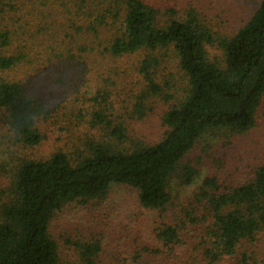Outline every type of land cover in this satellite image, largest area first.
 <instances>
[{"label": "trees", "instance_id": "obj_1", "mask_svg": "<svg viewBox=\"0 0 264 264\" xmlns=\"http://www.w3.org/2000/svg\"><path fill=\"white\" fill-rule=\"evenodd\" d=\"M214 44L221 60L209 58ZM138 53L137 118L150 99H174L161 71L167 58L174 57L187 78L182 97L163 114L160 141L129 135L107 104L89 112L99 137L87 142L83 157L64 150L44 159L26 154L42 141L37 121L50 107L70 110L46 94L64 73L80 76L88 62L100 67ZM108 95L102 89L91 100L105 102ZM263 98L264 0L223 38L201 0H0V174L9 180L0 189V264H59L50 233L57 214L75 202H102L121 185L155 212L154 239L119 242L122 249L111 252L92 234L76 244L80 264H99L100 257L106 264H264V164L232 187L208 178L184 204L173 203L170 192L175 173L182 185L197 176L184 160L198 143L256 126ZM120 235L115 241L132 236Z\"/></svg>", "mask_w": 264, "mask_h": 264}, {"label": "rangeland", "instance_id": "obj_2", "mask_svg": "<svg viewBox=\"0 0 264 264\" xmlns=\"http://www.w3.org/2000/svg\"><path fill=\"white\" fill-rule=\"evenodd\" d=\"M201 1L213 30L219 38H223L235 34L251 17L261 0ZM207 50L211 60L223 58V52L217 45L208 46ZM84 56L93 59L91 55ZM142 56L143 53H138L108 59L100 67L93 60L94 64L88 62L89 65L80 76L64 73V81L55 84L52 92L47 91L46 94L54 103H66L70 110L53 104L49 116L37 121L43 135L42 141L26 150V154L34 159L48 158L58 150H64L71 156L80 155L90 139L99 137V133L91 127L89 112L93 108H105L108 105H112L116 115H121L120 120L125 121L129 135L148 144L160 141L166 131L162 122L163 114L182 97L187 88V78L179 69L176 59L167 58L161 71L171 82L174 99L171 103L162 98L150 99L147 101L149 109L146 114L137 118L133 106L142 89V82L136 68ZM102 89L109 94L105 102L102 99L92 101ZM84 105L85 112L79 111L80 106L82 108ZM184 163L195 166L198 174L190 185H182L179 173L173 175L170 192L176 205L191 200L208 178L216 179L217 185L222 188L251 179L254 169L264 164V98L253 129L230 138L203 140L186 156ZM8 183L7 176L0 174V189ZM155 221V212L140 207L137 191L121 185L114 186L102 202H75L65 206L52 221L50 233L58 245L59 264H80L76 247L80 239L96 234L98 238L102 236L101 239L107 244L105 248L111 252L118 251L122 249L118 246L119 242L131 243L133 238H139L140 242L153 240L151 230ZM122 232L132 236H124L122 241H115L122 236ZM101 260L99 264H106L100 257Z\"/></svg>", "mask_w": 264, "mask_h": 264}]
</instances>
